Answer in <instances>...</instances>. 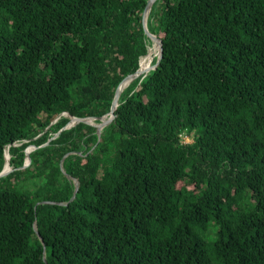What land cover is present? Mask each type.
<instances>
[{
    "label": "trees",
    "instance_id": "obj_1",
    "mask_svg": "<svg viewBox=\"0 0 264 264\" xmlns=\"http://www.w3.org/2000/svg\"><path fill=\"white\" fill-rule=\"evenodd\" d=\"M147 2L0 0V264H264V0H158L63 130Z\"/></svg>",
    "mask_w": 264,
    "mask_h": 264
},
{
    "label": "water",
    "instance_id": "obj_2",
    "mask_svg": "<svg viewBox=\"0 0 264 264\" xmlns=\"http://www.w3.org/2000/svg\"><path fill=\"white\" fill-rule=\"evenodd\" d=\"M158 0H148L147 2V5H146V8L143 12V17H142V24H143V28H144V32L147 36V38L153 42H157L159 44V55L157 56L156 58V63L153 65L152 69L149 70V72L155 70L161 63V60H162V57H163V43L162 41L158 38L157 35L151 33L148 29V19H149V16H150V13L152 11V8L153 6L156 4ZM149 72L147 74H149ZM147 74H140V68L139 70L135 73V74H132V75H129L127 76L121 83L120 85L118 86L116 92H115V96L113 98V102H112V106H111V110H110V113L103 116V117H100V118H84V119H81V118H76V117H72V116H68L71 120L70 124L68 126H66L63 130L65 129H69L73 126H75L76 124L78 123H85V124H89L91 126H94L97 128V134L99 136V138L101 137V134H102V131L104 128H106L107 126H109L113 121L114 119L116 118V110L120 104V98H121V95L123 93V91L138 77L140 76H143V78H145L147 76ZM123 86H126V88L124 90H122V87ZM62 115H65V114H62ZM66 116V115H65ZM59 119V118H58ZM57 119V120H58ZM56 120V121H57ZM55 121V122H56ZM96 121H99V123H95ZM36 148L35 147H31L30 149H27L26 150V164L23 168H26L30 165V162H31V159H30V154L31 152H33V150H35ZM9 151V150H7ZM6 151V152H7ZM10 155V154H9ZM11 158V156H10ZM63 163H64V159L62 160L61 162V169L64 171L63 169ZM11 172H13V169L10 168V169H7L6 168V153H5V166H4V169L2 170V172L0 173V178L2 177H5L7 176L8 174H10ZM75 182V185H76V190H75V194L73 195L72 199L70 201H73L76 197V193L78 191V187H79V183L77 180H74ZM43 203H49V204H54L53 202H49V201H44ZM60 205H66V204H63V203H59ZM35 230H37V227H36V224H35ZM41 241L43 242V240L41 239Z\"/></svg>",
    "mask_w": 264,
    "mask_h": 264
},
{
    "label": "bare ground",
    "instance_id": "obj_3",
    "mask_svg": "<svg viewBox=\"0 0 264 264\" xmlns=\"http://www.w3.org/2000/svg\"><path fill=\"white\" fill-rule=\"evenodd\" d=\"M151 46H153L155 52H156V57L159 55V44L157 42H153L150 44ZM149 56V49H148V54L145 56V58L143 60H145L147 57ZM143 60L141 62L140 65V74H147L149 72V70L152 69L153 67V63L152 64H147L144 66ZM126 88V86L122 87V90H124ZM10 164V155H9V151L6 152V168L8 169Z\"/></svg>",
    "mask_w": 264,
    "mask_h": 264
},
{
    "label": "rangeland",
    "instance_id": "obj_4",
    "mask_svg": "<svg viewBox=\"0 0 264 264\" xmlns=\"http://www.w3.org/2000/svg\"><path fill=\"white\" fill-rule=\"evenodd\" d=\"M151 43H153V41L150 40V42L148 43V45L151 44ZM156 58H157V57H155V59H156ZM155 59H154V60H155ZM192 142H193V137H190V136H185V137H184V143L191 144ZM18 145H20V144H17V146H18ZM10 160H11V158H10ZM12 169H13V168H12ZM190 188H192V187H190Z\"/></svg>",
    "mask_w": 264,
    "mask_h": 264
}]
</instances>
